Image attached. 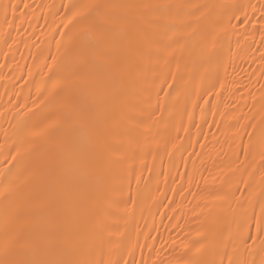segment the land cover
<instances>
[{
	"label": "snow or ice",
	"instance_id": "6c2138e0",
	"mask_svg": "<svg viewBox=\"0 0 264 264\" xmlns=\"http://www.w3.org/2000/svg\"><path fill=\"white\" fill-rule=\"evenodd\" d=\"M40 19L56 54L44 57L32 107L28 97L13 105L12 142L5 129L0 145V264H264V0H0L6 59ZM237 58L257 64L247 84L228 77ZM237 93L231 134L213 120L225 139L213 134L221 150L207 168L208 145L185 117L199 136L195 110L204 122L208 114L199 101ZM164 156L180 202L144 175L150 157ZM161 175L167 185L170 173ZM189 196L201 211L191 224L169 216L183 235L157 246L148 218L177 213Z\"/></svg>",
	"mask_w": 264,
	"mask_h": 264
},
{
	"label": "bare ground",
	"instance_id": "6f19581e",
	"mask_svg": "<svg viewBox=\"0 0 264 264\" xmlns=\"http://www.w3.org/2000/svg\"><path fill=\"white\" fill-rule=\"evenodd\" d=\"M29 3H33L34 0H28ZM36 3H55L59 5L61 2L67 3L68 0H35ZM193 2H225V0H193ZM40 15V13H37ZM49 25H52L54 28L55 25L52 24V17L48 18ZM35 26V34H32V29H29L28 32H22L20 37L17 40V43L12 46L11 52L8 53L7 59L5 58L4 53L8 50L6 48L0 47V65L8 64L9 67L0 69V145L5 144L6 137L4 135V130L8 129V140L10 144L12 142V133L13 129L11 128L9 121L12 124L16 123V118L13 113L17 111L13 107L15 104H23L25 97H28V107H32V99L35 98L36 94V85L41 82L42 79H46L43 76V73L48 71L47 68H44V57L49 56V49H51V54H56V44L55 40L52 38L50 28L44 25L43 19H40L39 23L33 22ZM28 27V25H25ZM39 36V40L36 37ZM60 37L56 35L55 39ZM27 44V46H26ZM235 47V44H233ZM14 56V59H13ZM35 57V59H33ZM48 63H51V60H48ZM257 64L253 63L251 59H240L237 58L235 61V71H233L232 65L228 66V77L229 79L235 78V80L240 84H247L249 81V74L252 72L253 68H256ZM29 70L32 72V76H29ZM254 82V79H253ZM256 87H259L257 84ZM17 94H19V99L17 100ZM11 97V103H9V98ZM42 99V97H41ZM201 105L207 110L208 114L206 116V122L200 120L199 108L195 110L194 119L196 123L200 124L201 135L197 136V129L192 126L185 117L184 124L189 129V135L195 140H199L200 143H205L208 145L203 151L207 154L204 157L205 167L213 168V160L217 159V152L221 150V144L216 143L213 139V134L220 138V141L223 142L225 137L220 135V132L217 130L216 125L213 123V120L220 124L221 130L231 134L228 125L231 123V117L233 115L234 109L238 110L243 106V100L239 98V93L233 97H229L227 94L223 95L222 100L217 104L216 100L213 99L209 104H203V101H199ZM216 105L215 109H212V105ZM24 109H19L23 111ZM212 110L217 111V115L213 117ZM246 110V109H245ZM220 113H224L223 118ZM211 125V127H210ZM181 136H184V133H180ZM207 136V140L204 139V136ZM227 145H224L223 151H227ZM196 151H201L199 143L196 145ZM7 149L0 148V162L3 161V156L6 154ZM187 156V153H185ZM176 164L179 166V171L184 172L185 168L180 161L179 154L177 153L174 157ZM149 164L154 165V170L152 172H145V176H152L153 183L157 179L160 181V187L165 190V193L168 197H172L176 202H180L181 197L177 194L175 197L172 196V192L168 191L171 187H179V183L176 185L172 184L171 177H176L177 169L172 167L171 162L167 156L163 157L161 160L159 157L153 162L151 157L149 158ZM199 164V161H198ZM188 170H191V159H189ZM0 171H3V165L0 163ZM170 173V178L168 184L164 183V176L161 173ZM207 174V173H205ZM179 181V177H176ZM195 190V189H194ZM191 197H186L183 201L182 207L177 213H173L169 208L164 207L159 210L154 217L148 218L149 225H152L153 222L159 231H153L152 236L156 237L157 246L161 239L167 240L170 236L172 239L176 240L179 243V238L183 235V232L178 229L172 228L173 224H176V219L169 220V216H177L182 212L184 214V220H181L180 223H184L185 220L189 221L191 224L192 209L195 208L197 212L201 211L200 207L196 206V202L193 201L192 204H188L187 201ZM165 204L168 203L167 200L164 201ZM175 206V205H173ZM153 211H156L155 209ZM203 211L206 213L207 208H204ZM141 224L143 222L141 221ZM167 225V227H165ZM187 226V225H186ZM193 232L196 225H191ZM152 243V241H148ZM141 243H144L143 237H141Z\"/></svg>",
	"mask_w": 264,
	"mask_h": 264
}]
</instances>
